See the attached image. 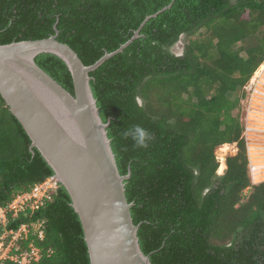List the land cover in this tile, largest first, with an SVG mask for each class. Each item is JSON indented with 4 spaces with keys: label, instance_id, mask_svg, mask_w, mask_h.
Wrapping results in <instances>:
<instances>
[{
    "label": "trees",
    "instance_id": "1",
    "mask_svg": "<svg viewBox=\"0 0 264 264\" xmlns=\"http://www.w3.org/2000/svg\"><path fill=\"white\" fill-rule=\"evenodd\" d=\"M172 1L0 0V44L49 37L56 25L58 39L89 65ZM140 33L91 71L90 83L103 121L110 119L120 173L131 170L126 195L143 252L153 264H264V181L251 183L241 137L244 86L264 61V0H174ZM35 60L74 93L61 57L42 52ZM135 125L150 133L146 147L124 136ZM235 142L219 175L216 150ZM31 143L0 93V205L55 174ZM37 220L45 235L31 236L42 253L32 264H90L62 184L45 205L9 214L7 223L17 229Z\"/></svg>",
    "mask_w": 264,
    "mask_h": 264
},
{
    "label": "water",
    "instance_id": "2",
    "mask_svg": "<svg viewBox=\"0 0 264 264\" xmlns=\"http://www.w3.org/2000/svg\"><path fill=\"white\" fill-rule=\"evenodd\" d=\"M147 15L133 36L114 51H107L86 65L79 54L58 39L59 30L46 38L0 44V93L21 122L32 143L54 169V178L72 198L88 246L90 264H153L143 252L126 195L125 175L120 173L104 122L91 87L90 72L122 52L146 22L170 8ZM51 52L67 64L74 93L42 69L35 58Z\"/></svg>",
    "mask_w": 264,
    "mask_h": 264
},
{
    "label": "built area",
    "instance_id": "3",
    "mask_svg": "<svg viewBox=\"0 0 264 264\" xmlns=\"http://www.w3.org/2000/svg\"><path fill=\"white\" fill-rule=\"evenodd\" d=\"M244 89L247 97L241 137L246 144L251 183L258 184L264 181V61L254 71ZM233 144L237 148V143ZM226 145L231 144H222L217 150L223 151ZM228 154L227 151L224 152L226 159ZM216 156L220 161L217 153ZM53 176L54 174L35 183L29 191L17 194L6 206L0 205V224L2 225L0 264H7V261L15 264H32L40 261L41 250L31 236L44 238L45 221L23 223L17 229L9 228L7 222L9 214L16 218L21 212L35 211L51 200L53 193L57 192L61 185L58 183V178L53 179ZM24 242H27V245Z\"/></svg>",
    "mask_w": 264,
    "mask_h": 264
},
{
    "label": "rangeland",
    "instance_id": "4",
    "mask_svg": "<svg viewBox=\"0 0 264 264\" xmlns=\"http://www.w3.org/2000/svg\"><path fill=\"white\" fill-rule=\"evenodd\" d=\"M184 39H181L178 43H176V45L173 47V50L175 52L181 53L183 51V42ZM227 151L229 154H235L237 151L236 145L235 144H231V145H226L223 147V151L222 150H217L216 153L218 154V157H220V166L218 169V174L222 175L224 173V171L227 168V163H226V156H224V152ZM228 154V155H229Z\"/></svg>",
    "mask_w": 264,
    "mask_h": 264
},
{
    "label": "clouds",
    "instance_id": "5",
    "mask_svg": "<svg viewBox=\"0 0 264 264\" xmlns=\"http://www.w3.org/2000/svg\"><path fill=\"white\" fill-rule=\"evenodd\" d=\"M125 137L131 136L138 146L146 147L147 140L151 139L150 133L140 125H135L124 133Z\"/></svg>",
    "mask_w": 264,
    "mask_h": 264
}]
</instances>
